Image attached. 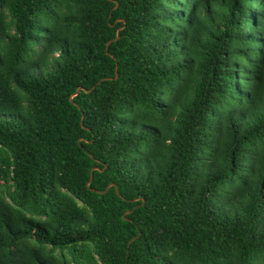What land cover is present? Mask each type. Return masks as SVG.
Returning <instances> with one entry per match:
<instances>
[{
	"label": "trees",
	"instance_id": "16d2710c",
	"mask_svg": "<svg viewBox=\"0 0 264 264\" xmlns=\"http://www.w3.org/2000/svg\"><path fill=\"white\" fill-rule=\"evenodd\" d=\"M0 264H264V0H0Z\"/></svg>",
	"mask_w": 264,
	"mask_h": 264
}]
</instances>
